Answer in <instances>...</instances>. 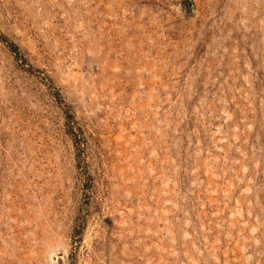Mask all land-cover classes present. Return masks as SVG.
I'll return each mask as SVG.
<instances>
[{
	"label": "rangeland",
	"instance_id": "obj_1",
	"mask_svg": "<svg viewBox=\"0 0 264 264\" xmlns=\"http://www.w3.org/2000/svg\"><path fill=\"white\" fill-rule=\"evenodd\" d=\"M0 264H264V0H0Z\"/></svg>",
	"mask_w": 264,
	"mask_h": 264
}]
</instances>
